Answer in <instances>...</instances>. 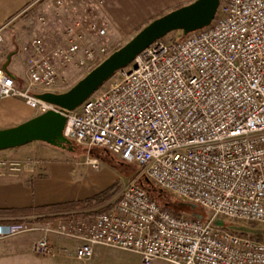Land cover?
Wrapping results in <instances>:
<instances>
[{"label": "built area", "instance_id": "1", "mask_svg": "<svg viewBox=\"0 0 264 264\" xmlns=\"http://www.w3.org/2000/svg\"><path fill=\"white\" fill-rule=\"evenodd\" d=\"M14 20L0 27V43ZM105 33L86 18L52 44L28 38L21 46L27 86L17 88L0 67V97H19L38 114L57 110L31 88L60 89L71 72L99 64L108 56L100 43ZM62 114L66 138L138 164L156 186L207 209L210 218L163 209L130 179L105 211L0 220V240L36 234L38 255L67 253L56 242L68 241L79 260L103 246L136 253L142 264H264V241L215 224L216 218L264 224V0H219L208 26L154 41ZM26 163L0 158V172L17 174ZM86 163L97 168L99 160Z\"/></svg>", "mask_w": 264, "mask_h": 264}, {"label": "crops", "instance_id": "2", "mask_svg": "<svg viewBox=\"0 0 264 264\" xmlns=\"http://www.w3.org/2000/svg\"><path fill=\"white\" fill-rule=\"evenodd\" d=\"M37 0H0V27L11 19L8 37L0 43V67L12 76L19 89L27 86L24 65L25 54L21 51L24 41L16 35V17L24 13ZM192 0H97L103 26L109 33L128 34L147 24L152 19ZM47 43L57 38L44 37ZM73 73V72H71ZM34 95L46 91L60 92L61 89L32 87ZM38 112L19 97H0V130L16 126L36 116ZM39 141L0 150V158L18 159L27 162L21 172L10 173L7 169L0 172V209H24L50 204L80 200L92 195L89 183L78 184L73 167L67 161L59 160L60 150ZM40 215L3 216L5 219H37ZM36 234H18L0 240V264H41L39 258L54 256L38 255L33 251ZM57 244H70L58 241ZM127 253H133L128 252ZM61 254V253H60ZM136 254V253H134ZM138 255V254H137ZM139 256V255H138ZM32 257V258H31ZM140 258V256H139ZM141 260V259H140ZM141 262V261H140ZM142 264V262H141Z\"/></svg>", "mask_w": 264, "mask_h": 264}, {"label": "rangeland", "instance_id": "3", "mask_svg": "<svg viewBox=\"0 0 264 264\" xmlns=\"http://www.w3.org/2000/svg\"><path fill=\"white\" fill-rule=\"evenodd\" d=\"M56 2L57 0H37L26 9L24 13L16 17V35L19 40L26 42L28 38L32 36L42 38L47 36L59 39L66 27L72 25L77 20H84L86 18L96 19L98 23L103 26L100 12L96 7V4L98 3L97 0H62L60 5ZM41 16L45 19L44 23L39 21ZM142 27L137 28L128 34L120 32H116L115 34L109 33L106 27H104L106 33L104 37L100 39V43L107 48L109 55L111 52L124 45ZM181 37L179 31H173L162 39L173 40ZM88 71L89 70H81L70 73L69 83L66 86H60V92L69 89ZM71 142L73 150L60 149L61 153L58 159L61 161H67L68 164L73 167L75 179L78 184L89 183L92 186L91 196L101 192L113 194L108 202L91 210H99L105 206L111 207V205L117 200L120 189L125 186L130 179H136L137 182L146 184L144 180H146L147 177L142 167L138 164L124 162L112 153L107 154L104 149L99 146L80 144L74 140H71ZM91 156H96L99 160L97 168L86 163L87 158ZM154 196L156 197V194H154ZM163 196L164 197L157 198L158 202L171 203V209L179 214L186 216H199L204 219L210 218V213L205 208L195 206L192 211L190 208L186 207V201L181 200L174 194L164 191ZM179 202L185 204V206H179ZM217 220L219 221V226L224 227L225 229H232L236 226L247 227L250 230L247 237L257 241H264V224L262 223L243 222L225 218H216L215 222ZM59 245H65L68 252L55 254L50 257H43L42 259L34 254L32 257L34 258L35 256L39 259L41 264H141V260L137 254L127 253L126 251L117 248L96 246L94 248V254L90 259L79 260L73 255L72 247L66 246L65 243ZM152 264L167 263L154 261Z\"/></svg>", "mask_w": 264, "mask_h": 264}, {"label": "water", "instance_id": "4", "mask_svg": "<svg viewBox=\"0 0 264 264\" xmlns=\"http://www.w3.org/2000/svg\"><path fill=\"white\" fill-rule=\"evenodd\" d=\"M219 6V0H193L162 14L144 25L124 45L111 52L69 89L46 91L36 95L57 110L49 109L16 126L0 130V150L16 148L39 141L61 149L73 150L63 135L66 118L62 111H72L90 97L113 73L126 67L133 58L154 41L173 31L183 35L208 26ZM6 67H3L5 70ZM146 181H150L146 178ZM196 205L191 204L192 208Z\"/></svg>", "mask_w": 264, "mask_h": 264}, {"label": "trees", "instance_id": "5", "mask_svg": "<svg viewBox=\"0 0 264 264\" xmlns=\"http://www.w3.org/2000/svg\"><path fill=\"white\" fill-rule=\"evenodd\" d=\"M178 32V31H176ZM181 36H183L182 32ZM104 149V148H103ZM104 151L107 154H110V152L106 149ZM94 157V156H92ZM96 157V156H95ZM146 184L144 183H139V185L146 191V193L153 199L155 200L163 209H167L171 211L174 214H179L178 212H175L171 209V203H159L157 198L158 197H164L163 192L165 191L164 189L157 187L152 181H146L144 180ZM156 194V197L154 196ZM113 194H109L108 192H101L99 194H95L93 196L80 199V200H74L70 202H64V203H57V204H50V205H45V206H40V207H32V208H24V209H0V217L3 216H10V217H16V216H24V215H30V214H38L40 215L36 220L38 222H43L46 221L50 218H53V216L56 215H61V214H69V213H74L75 216L81 217V216H87V215H93L101 211H105L110 206H105L102 207L99 210H91L97 206L102 205L105 202H108ZM186 207L190 208L192 211L194 208L191 207V203L186 202ZM179 206H185V204L179 202ZM198 207V206H197ZM68 216V215H67ZM218 220L215 222L216 225L218 224ZM231 232L241 235V236H246L249 235V229L244 226H236L235 228L228 229Z\"/></svg>", "mask_w": 264, "mask_h": 264}]
</instances>
